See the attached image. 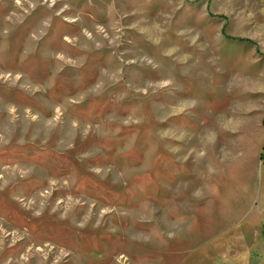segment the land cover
<instances>
[{"label":"rangeland","instance_id":"374dc122","mask_svg":"<svg viewBox=\"0 0 264 264\" xmlns=\"http://www.w3.org/2000/svg\"><path fill=\"white\" fill-rule=\"evenodd\" d=\"M0 264H264V0H0Z\"/></svg>","mask_w":264,"mask_h":264},{"label":"trees","instance_id":"16d2710c","mask_svg":"<svg viewBox=\"0 0 264 264\" xmlns=\"http://www.w3.org/2000/svg\"><path fill=\"white\" fill-rule=\"evenodd\" d=\"M243 41H245V40H243Z\"/></svg>","mask_w":264,"mask_h":264}]
</instances>
